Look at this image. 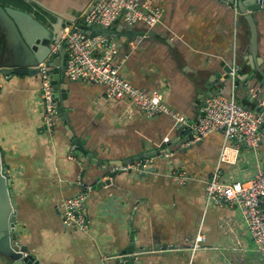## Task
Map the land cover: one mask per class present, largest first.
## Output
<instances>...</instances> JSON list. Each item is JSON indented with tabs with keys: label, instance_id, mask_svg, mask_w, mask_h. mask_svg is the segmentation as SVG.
Masks as SVG:
<instances>
[{
	"label": "crops",
	"instance_id": "obj_1",
	"mask_svg": "<svg viewBox=\"0 0 264 264\" xmlns=\"http://www.w3.org/2000/svg\"><path fill=\"white\" fill-rule=\"evenodd\" d=\"M39 1L57 11L67 2ZM138 1L160 8L162 17L154 26L143 22L129 26L121 18L110 26L144 32L138 43L136 33L114 38L119 44L115 61H122L121 74L128 81L145 91L160 90L164 102L187 122L200 117L202 91L194 80L202 70L219 95L233 93L243 105L258 106L260 96L248 76L255 67L264 69V21L258 22V50L252 56L249 25L242 16L235 17L230 4ZM11 55L0 34V66L11 63ZM231 58L241 73L234 82L224 84L229 79L222 75L224 64ZM68 83L70 129L100 163L86 158L77 147L79 157H69L73 142L59 118L49 133L39 75L11 79L0 75V151L12 179L19 227L42 264H111L132 236L135 251L131 256L141 264H189L191 252L184 238L195 235L200 225L203 246L192 264H264L240 211L206 205L204 194L206 180L217 165L225 180H247L258 167L264 168V139L256 149H237L221 132L185 142L183 135L175 133L173 118L147 116L127 98L108 99L101 84ZM177 135L180 146L173 143ZM165 139L170 144L161 148ZM152 150H157L152 154L153 172L124 168L142 159H135L141 152ZM175 169L185 172L186 183L170 175ZM80 175L92 185L85 206L90 225L83 231L65 226L61 218L64 200L83 188L76 183ZM109 178L110 183L99 184ZM247 259L251 261L244 263Z\"/></svg>",
	"mask_w": 264,
	"mask_h": 264
},
{
	"label": "built area",
	"instance_id": "obj_2",
	"mask_svg": "<svg viewBox=\"0 0 264 264\" xmlns=\"http://www.w3.org/2000/svg\"><path fill=\"white\" fill-rule=\"evenodd\" d=\"M161 17L162 10L147 2L93 0L92 9L85 15L84 21L101 27H110L121 18L129 26L138 22L154 26L161 21ZM235 17L237 18L236 9ZM62 39L66 43V65L63 74L67 79L101 84L105 88L106 98H127L147 116L165 114L175 122L188 123L185 116L164 102V95L160 90L145 91L133 85L121 74L122 61H115L119 50V44L115 39L101 34H87L82 29V21L72 22L65 27ZM37 68L41 82L43 120L51 133L58 122L56 103L44 61L38 63ZM240 69L239 64L233 63L227 74L231 82L239 77ZM232 94L228 97L217 94L203 100L200 117L197 121L189 123L194 132V141H199L212 132H221L225 140L233 142L237 149L242 146L250 149L258 147L264 137V98L258 100L260 110H255L240 103ZM76 147L74 143L70 146L71 159L79 157L73 153ZM224 150L221 156L223 159ZM154 160L153 155L147 156L124 168H133L141 173L149 168ZM170 175L179 183L184 184L188 180L182 170H172ZM76 183L83 188L64 200L61 218L65 226L83 231L90 225L85 206L92 185L85 184L81 175ZM204 194L206 205L239 209L257 251L264 258V168L258 167L247 180H225L220 166L217 165L206 180ZM184 239L191 252L189 264H192L195 253L203 246L204 234L201 232V225L195 235L186 236Z\"/></svg>",
	"mask_w": 264,
	"mask_h": 264
},
{
	"label": "water",
	"instance_id": "obj_3",
	"mask_svg": "<svg viewBox=\"0 0 264 264\" xmlns=\"http://www.w3.org/2000/svg\"><path fill=\"white\" fill-rule=\"evenodd\" d=\"M31 4H35L33 12H29L18 8L12 4L0 3V34L3 36L5 43L11 48V63L0 66V75L11 79L12 76L20 78L38 77L39 69L37 64L44 61L47 67V74L50 78L52 87V95L56 103V113L58 118L63 122L66 129V134L72 139V142L80 149L81 153L86 158L100 163L92 153H88L82 146L83 139H77L70 129L67 113L70 111V90L69 81L63 72L66 65V43L63 42L62 35L65 27L72 22L82 21V29L87 34H101L110 38H115L116 35L127 36L129 33L135 34V43H138L142 37V31H135L133 27L129 29L123 26L101 27L84 21L92 6L91 0H67L63 4L60 11L51 9L43 5L39 0H26ZM224 4H230L231 7L237 10V18L243 17L247 21L250 29V43L252 56L257 53L258 45V22L264 21V0H218ZM39 9L37 8V6ZM36 10L41 11L43 20L36 15ZM123 29V31H122ZM151 32L149 35L151 36ZM233 64L231 58L228 63L224 64V73L229 74ZM204 70L196 75L194 80L195 87L201 92V99L218 94L220 91L211 85L210 79L204 77ZM241 73V72H240ZM217 76L219 74L217 73ZM248 79L252 82L254 91L260 98H264V69L255 67ZM230 83V80L225 78L222 83ZM260 110L259 106L254 108ZM188 123L176 122L175 133L183 135V141L190 142L193 140V130ZM264 139V137L262 138ZM177 146L182 144L180 135H177L173 142ZM170 143L168 139L161 142L160 147L165 148ZM191 145V144H190ZM169 151V150H168ZM163 153L165 151L163 150ZM152 154H157V150L141 152L136 158L147 157ZM131 159L123 161L130 162ZM151 166L146 171L153 172ZM110 183V178L102 180L101 186ZM143 250V249H142ZM135 251L134 238L131 237V242L127 248L121 252V255L114 256L111 264H141V260L131 256ZM0 264H42L40 259L30 251L26 243L25 233L21 231L18 224L17 204L12 189V179L7 170V165L2 160V152L0 151Z\"/></svg>",
	"mask_w": 264,
	"mask_h": 264
},
{
	"label": "trees",
	"instance_id": "obj_4",
	"mask_svg": "<svg viewBox=\"0 0 264 264\" xmlns=\"http://www.w3.org/2000/svg\"><path fill=\"white\" fill-rule=\"evenodd\" d=\"M6 3L12 4L18 8H21L23 10L29 11V12H33V7L32 4L27 2L26 0H5ZM1 4H6L4 1H0ZM36 15L39 19L43 20V14L41 13V11L36 10ZM45 22V21H44Z\"/></svg>",
	"mask_w": 264,
	"mask_h": 264
},
{
	"label": "rangeland",
	"instance_id": "obj_5",
	"mask_svg": "<svg viewBox=\"0 0 264 264\" xmlns=\"http://www.w3.org/2000/svg\"><path fill=\"white\" fill-rule=\"evenodd\" d=\"M73 153H74V154H78L77 149L73 150ZM81 190H82V189H81ZM238 210H239V209H238ZM250 240H251V239H247V242H248L249 244L252 245L253 243H252V241H250ZM247 261H251V260H250V259H247L244 263H246Z\"/></svg>",
	"mask_w": 264,
	"mask_h": 264
},
{
	"label": "flooded vegetation",
	"instance_id": "obj_6",
	"mask_svg": "<svg viewBox=\"0 0 264 264\" xmlns=\"http://www.w3.org/2000/svg\"><path fill=\"white\" fill-rule=\"evenodd\" d=\"M33 6H35V4H32ZM37 6V8L39 9V7H38V5H36Z\"/></svg>",
	"mask_w": 264,
	"mask_h": 264
},
{
	"label": "clouds",
	"instance_id": "obj_7",
	"mask_svg": "<svg viewBox=\"0 0 264 264\" xmlns=\"http://www.w3.org/2000/svg\"><path fill=\"white\" fill-rule=\"evenodd\" d=\"M77 148H78V147H77ZM150 167H151V166H150ZM147 169H148V168H147ZM147 169H146V170H147ZM146 170H145V171H146ZM143 172H144V171H143ZM141 173H142V172H141Z\"/></svg>",
	"mask_w": 264,
	"mask_h": 264
}]
</instances>
